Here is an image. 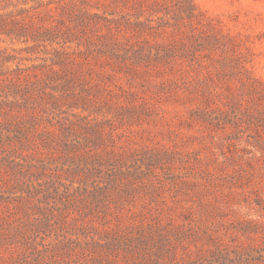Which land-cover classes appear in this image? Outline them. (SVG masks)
<instances>
[{
	"label": "rangeland",
	"instance_id": "rangeland-1",
	"mask_svg": "<svg viewBox=\"0 0 264 264\" xmlns=\"http://www.w3.org/2000/svg\"><path fill=\"white\" fill-rule=\"evenodd\" d=\"M61 1L59 72L0 35V264H264V0Z\"/></svg>",
	"mask_w": 264,
	"mask_h": 264
},
{
	"label": "trees",
	"instance_id": "trees-1",
	"mask_svg": "<svg viewBox=\"0 0 264 264\" xmlns=\"http://www.w3.org/2000/svg\"><path fill=\"white\" fill-rule=\"evenodd\" d=\"M32 6H28L27 0H0V35L8 37H14L19 42H33V45L22 47L20 51L29 52L30 50H37V47L41 42H49L46 47H52L55 56L52 59L50 67L53 72H59L60 68H63L68 61L65 55L67 46L56 47L54 43L58 37L64 39L66 42L69 39L70 30L67 26H63L60 22L54 23L55 12H65L67 5L61 0H31ZM13 7L10 10H6L9 7ZM97 15V14H94ZM96 17V16H95ZM198 22L199 19L196 18ZM117 36L121 34H128L130 36L132 31L130 29L116 28V31L110 30L107 39L112 42L116 41L115 34ZM2 49L0 47V57L2 55ZM5 61L9 62V58H5Z\"/></svg>",
	"mask_w": 264,
	"mask_h": 264
}]
</instances>
